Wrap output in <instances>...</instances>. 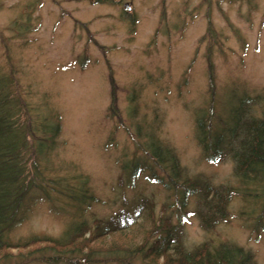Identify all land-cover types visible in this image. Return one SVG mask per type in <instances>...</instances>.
<instances>
[{
    "label": "rangeland",
    "instance_id": "obj_1",
    "mask_svg": "<svg viewBox=\"0 0 264 264\" xmlns=\"http://www.w3.org/2000/svg\"><path fill=\"white\" fill-rule=\"evenodd\" d=\"M0 93L17 125H32L41 137L50 136L43 121L61 125L38 157L45 176L26 150L28 180L62 179L61 186L48 198L34 188L27 219L7 237L12 245L65 238L82 220L90 233L96 219L132 213L146 197L154 219L177 223L187 214V250L225 242L264 264V229H256L264 195H243L255 185L238 175L233 155L210 161L198 139L199 122L211 135L227 129L242 99L251 98L250 115L264 119V0H0ZM154 142L174 155L164 167ZM85 179L96 197L89 207L60 192L64 181L79 187ZM184 182L198 187L187 211L178 205ZM228 187L238 192L228 220L204 227L198 211ZM149 217L117 241L143 240ZM49 246L7 248L0 264H150L106 247L60 253Z\"/></svg>",
    "mask_w": 264,
    "mask_h": 264
},
{
    "label": "trees",
    "instance_id": "obj_2",
    "mask_svg": "<svg viewBox=\"0 0 264 264\" xmlns=\"http://www.w3.org/2000/svg\"><path fill=\"white\" fill-rule=\"evenodd\" d=\"M249 100L251 101V98ZM249 100L242 99L240 106L236 108L228 122L229 127L222 132L211 135L209 127L199 122L198 139L210 161L219 160L229 153L232 154L237 160L238 175L245 182L255 185V191L251 190L242 194L259 197L261 194L264 195V184L260 185L264 182V119H257L250 115L247 109ZM9 104L8 95L0 93V252L10 247L26 248L46 243L60 253L106 247L110 251L142 254L143 259L150 264H256L253 254L244 247L225 242L214 247L205 242L194 250H187L182 242V222L187 214L178 217L177 223L164 214L154 219L155 203L146 197L138 202L132 213L121 210L107 219H96L95 227L90 233L87 221L82 220L65 238L38 237L25 244L12 245L7 237L15 227L27 219L29 208L34 202H31L30 198L34 188H40L48 198L55 194L53 193L54 188L61 186L62 179L50 178L49 180H52L54 184L49 186L46 183L28 180L29 170L26 157V150L30 146L37 159V162L33 163L37 174L38 176L44 175L38 163V157L43 156L46 149L54 146L61 125L59 124L60 119L52 123L43 121L42 127L50 133V136L41 137L32 125L25 127L16 124L13 118V106L11 108ZM211 136H214V140L209 142ZM155 143L152 145L153 157L160 166L164 167L174 155ZM173 165L178 168V161L173 162ZM153 176L155 181L163 182L167 188L172 187L163 177L159 178L155 173ZM86 182L88 179L77 187L64 181L62 186L65 187L61 188L60 192L74 201H79L81 205L89 207L96 197L89 192ZM196 184L195 182H184L182 196L178 201L182 210L188 207L187 196L197 193L198 187H194ZM179 189L180 187L176 189L177 195H179ZM234 193L238 192L232 187L216 189V196L209 199L210 203L207 204L206 210L198 211L204 227H214L219 222L228 220L230 214L228 205ZM200 204L202 206L201 201ZM143 215L146 217L150 215L147 218L150 221L148 227L144 226L143 240L125 241L126 246L122 245L124 242L119 243L117 241L119 237H124L125 233H130L131 230L139 227L138 222ZM263 219L264 207L256 219V229L261 226L264 229Z\"/></svg>",
    "mask_w": 264,
    "mask_h": 264
},
{
    "label": "water",
    "instance_id": "obj_3",
    "mask_svg": "<svg viewBox=\"0 0 264 264\" xmlns=\"http://www.w3.org/2000/svg\"><path fill=\"white\" fill-rule=\"evenodd\" d=\"M127 8L129 9L130 8V6L127 4Z\"/></svg>",
    "mask_w": 264,
    "mask_h": 264
}]
</instances>
